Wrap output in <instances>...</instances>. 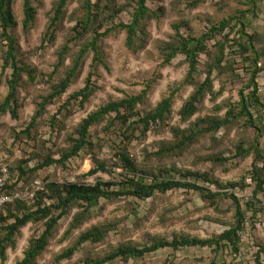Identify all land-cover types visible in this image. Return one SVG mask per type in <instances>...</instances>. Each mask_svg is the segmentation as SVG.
<instances>
[{
	"label": "rangeland",
	"instance_id": "rangeland-1",
	"mask_svg": "<svg viewBox=\"0 0 264 264\" xmlns=\"http://www.w3.org/2000/svg\"><path fill=\"white\" fill-rule=\"evenodd\" d=\"M12 1L13 15L18 24L11 30L18 44L17 58L33 71L36 79L31 82L26 74L21 79L18 89V119H12L9 114L0 118V153L11 168L16 170L21 161L24 162V169L33 168L48 152L52 158L58 159L68 150L69 138H77L76 130L85 117L110 101H120L140 94L150 82L146 104L140 107L141 112L154 109L163 98L172 92L175 93L168 121L153 126L141 141L133 139L127 144V152L136 165V173L123 169L115 157L118 148L126 141L122 144L119 123L114 120L115 114H111L99 125L89 129V140L94 145L92 149L82 150L77 157L71 158L64 165H52L38 171L39 178L42 181L49 178L47 182L59 184L70 182L93 185L98 180L113 182L116 185L111 189L115 191L121 189L120 182L125 177L135 176L144 183L171 179L196 185L211 193L227 196L233 194L240 202L244 212V226L239 233L238 251L228 245L222 247L218 253L207 247H186L178 250L165 248L146 254L142 258L127 261L116 259L106 264H258L256 255L259 249L262 250L259 253V262L264 264V189L253 198L254 184L249 175L253 154L241 159L236 150V146L241 142L244 144L243 148H249L257 137L260 148L264 150V130L259 134L258 129L245 127L239 120L233 125L221 128L213 139L209 136H199L196 142L181 154H173L164 159L153 156L162 146L173 142V128L187 130L205 118L223 120L227 110H238L239 90L245 86L252 69L251 62L244 63L240 53L232 52L236 48L227 47L224 51V62L232 61L234 71L222 76L214 71L211 76L212 92L206 96L203 104L198 105L199 111L193 117L187 122H181L179 110L194 92V87L184 82L188 64L183 55H177L169 65H163L161 54L163 46L175 37V25L179 26V34L182 36L191 34L193 37H200L210 26L217 25L221 20L233 18L231 27L237 18L242 19L246 24L245 32L250 36L255 35L257 40L254 50L259 56L257 66L261 71L257 75L256 83L258 95L264 103V0H255L254 6L247 3L250 0H203L193 9L187 6V3L193 0H149L148 8L156 12L158 17L147 24L144 47L136 53L129 51L125 45V33L121 31H115L103 39L101 50L106 67L99 66L93 70V54L88 53L85 56L83 66L66 93L60 99L47 104L44 114L37 120L39 126L36 143L33 134H30L32 138H28L19 132L27 127L39 109V104L50 94L52 86L64 76V71L71 66L80 47L85 44L84 38L70 40L75 24L72 17L81 14L79 7L82 0L69 2L66 16L58 23L56 38L51 43L47 42L45 34L57 0H35L37 16L27 34H24L21 28L23 0ZM116 2L123 6V9L115 23H129L134 12V2ZM230 27L208 43L209 51L214 50L212 45L221 40ZM237 31V28L231 31L228 40H237ZM65 42L69 43L71 50L64 65L55 69L58 52ZM208 62L207 55L198 57L196 82L204 80ZM1 66L0 54V103L7 92L5 74H9L6 71L2 75ZM90 72L94 92L88 102L83 107L75 101L66 105L69 96L85 86ZM258 112L259 110L252 111L257 120ZM260 114L261 120L257 125L258 128H264V110L260 111ZM53 117L54 120H51ZM52 121L58 125H52ZM108 123L113 124L106 128ZM138 134L136 132V135ZM91 154H96L98 160L108 165L113 174L98 173L84 177L88 172L86 161H89ZM150 156L153 157L149 158ZM217 156L226 161L221 164L214 162L213 159ZM258 166L264 170L261 163H258ZM14 174H17V171ZM242 178L243 188L228 186L230 183H240ZM215 202L216 204L212 205L201 192L188 188L174 189L164 194L155 192L145 200L131 196H121L111 201L100 199L98 204L90 209L91 217L69 235H65L79 211L74 209L68 212L59 221L49 245L36 259L35 264H85L86 260L100 259L122 245L140 248L156 239L171 240L181 236L207 239L218 236L234 225L235 210L230 199L219 197ZM247 203L250 205L247 206ZM93 227L107 230L101 242H86L70 259L55 262L58 255L74 245L80 234ZM42 229L41 223L28 224L23 228L15 237V248L7 251L6 261L2 264H15L21 260L30 239L37 237Z\"/></svg>",
	"mask_w": 264,
	"mask_h": 264
},
{
	"label": "trees",
	"instance_id": "trees-1",
	"mask_svg": "<svg viewBox=\"0 0 264 264\" xmlns=\"http://www.w3.org/2000/svg\"><path fill=\"white\" fill-rule=\"evenodd\" d=\"M70 1L71 0H57L54 4L52 8L53 17L50 18V24L45 34V37L48 38L47 42L51 43L55 40L58 31V23L66 16V7ZM130 1L134 2L135 6L131 20L127 24L123 22L115 23V19L123 9V6H119L116 0L81 1L79 7L81 14L72 17L75 24L72 30L73 36L70 40H82L84 38V40H86L85 44L80 47L71 66L64 71V76L52 86L50 94L39 104V109L32 116L27 127L19 132L20 135L32 138L30 134H33L34 143H36L39 126L37 120L44 114L47 104H51L53 101L60 99L66 93L69 86L76 78L79 69H81L80 67L83 66L85 56L88 53L93 54V70H96L99 66L106 67L103 60L101 43L103 39L110 34L115 31L124 32L126 48L132 53H136L144 47L147 37V24L152 19L157 18L158 15L148 8L147 2L149 0ZM202 1L203 0L189 1L187 6L189 9H193ZM254 1L255 0H250L247 3L254 6ZM12 4V0H0L1 73L4 75L6 71L9 72V74H5L7 92L3 101L0 103V118L9 114L12 119L17 120V111L19 109L18 89L21 79L23 75L26 74L27 78L31 82H34L36 76L33 74L32 70H29V68L17 58L18 44L15 37L11 34V30L17 27L18 24L13 15ZM37 10L38 8L35 4V0H23L21 28L24 34H27L32 28L37 16ZM160 11H162V8ZM232 21L233 18L221 20L217 25L210 26L206 33L202 34L200 37H193L191 34L182 36L179 34V26L175 25V37L163 46L161 54L163 57V65H169L177 55H183L188 64V72L184 82L187 85H192L194 87V92L184 102L178 113L181 122H187L199 111L198 105L203 104L206 96L212 92L213 80L211 76L213 72L216 71L217 75L222 76L234 71L232 61L228 60L224 62V51L227 47L229 49L236 48L235 51H232L234 54L240 53L244 63H252V69L249 73L248 80L245 86L239 90L238 110H235L236 112L233 109L227 110L223 120L210 117L205 118L193 124V126L187 130L173 128V142L168 143L166 146H162L159 152L153 155L155 158L164 159V157L172 156L173 154H181L191 147L199 136H209L213 139L221 128L227 125H233L239 122V120L243 122L245 127H255L260 132L259 134H262L264 128H258L257 125V122L261 120L260 111L264 110V103L258 95L256 83L257 75L261 71L257 66L259 56L254 50L257 40H255V35L250 36L245 32L246 24L242 19L237 18V21L230 27ZM106 24H110V26L107 27ZM227 27H230L229 32L224 35L221 40L216 41L214 45H212L214 50L209 51L207 47L208 43L213 41V39L221 34ZM235 28L238 30V39L231 42V40H228V37L230 32ZM45 41L46 40H44V42ZM70 50L68 42H65L61 46L58 52V61L55 69L64 65ZM202 54L209 57V62L205 67L204 80L202 82H196L195 74L197 72L198 57ZM91 77L92 73L90 72L86 78L85 86L78 92L70 95L66 101V105H69L71 101H75L83 107V105L88 102L94 92ZM150 84V82L147 83L140 94L126 97L120 101H110L85 117L76 130L77 138H69L70 146L68 150L62 153L58 159L52 158L50 152H48L47 155L44 156V159L40 160L35 167L24 169L22 166L24 162L21 161L17 169L14 170L7 163V160L2 158L0 153V159H3L8 175L11 178L10 183L6 185L7 191H16L24 194L25 192L33 191L37 184L41 186V189L34 192L32 199L27 201L16 199L12 203H6L0 208L1 264L6 261L7 251L15 248V237L19 235L21 230L28 224L37 225L41 223L43 229L37 237L30 239L28 247L23 252L22 259L15 264H35L36 259L49 245L50 240L58 228L59 221L71 210L77 209L79 212L74 216L65 235H69L72 230L81 226L91 217L89 211L98 204L100 199L111 201L121 196H131L138 200H145L152 197L155 192L164 194L168 191L180 188H188L189 190L192 189L201 192V195L205 199L210 200L212 205L216 204L215 199L219 197L230 199L231 205L235 210L234 225L218 236L207 239L181 236L174 237L171 240L156 239L151 244L140 248L122 245L100 259L86 260L85 264H106L116 259L127 261L129 259L142 258L146 254L165 248L178 250L186 247H207L211 248L215 253H218L222 247L230 246L234 251H238L239 233L243 230L244 226V212L238 198L233 194L227 196L225 194L211 193L196 185L171 179L144 183L140 179L135 178V176L125 177L120 182L121 189L118 191L111 189L113 185H116L113 184V182H102L98 180L93 185L70 182L59 184L58 182H47L49 178H45L43 181L39 178L38 171L52 165H64V163L71 158L77 157L82 150L87 148L92 149L94 145L93 142L89 140V129L94 125H99L111 114H115L114 120H117L119 123L122 144L126 141L123 146L118 148L115 157L118 159L123 169L128 172L136 173V165L129 157L127 144L133 139L141 141L146 137L147 133L151 131L153 126L168 121L175 93L172 92L170 95L163 98L154 109L148 112H141L140 107L146 104L145 99ZM253 110H259L258 120L253 117ZM51 120H54V117ZM51 124L54 126L58 125L57 123L54 124L53 121ZM112 124L113 123H108L106 128H109ZM136 132L139 134L136 135ZM257 139L258 137L254 139L247 149L243 148L244 144L242 142L236 146L237 155L241 159H244L249 154H253V164L249 172L250 180L254 184L252 191L253 198L264 189V170L258 166V163L264 166V150L260 148ZM33 157H36V155H33ZM213 161L221 164L226 160L217 156ZM86 162H88V172L84 177L95 176L98 173L113 174L111 168L104 162L99 161L96 154H91L89 161ZM16 171L17 174H14ZM228 186L231 188H243V178L240 183H230ZM249 205L250 204L247 203V206ZM106 234L107 230L101 227H93L80 234L74 245L58 255L55 262L59 263L63 259H70L76 250L86 242H101ZM261 251L262 250L259 249L258 252L261 253ZM259 253L256 255L258 264H260Z\"/></svg>",
	"mask_w": 264,
	"mask_h": 264
},
{
	"label": "built area",
	"instance_id": "built-area-1",
	"mask_svg": "<svg viewBox=\"0 0 264 264\" xmlns=\"http://www.w3.org/2000/svg\"><path fill=\"white\" fill-rule=\"evenodd\" d=\"M11 178L8 175L7 169L4 165L3 159H0V208L6 203H12L14 200H30L33 198L34 192L41 189L40 184L34 187L33 191L25 192H9L6 189V185L10 183Z\"/></svg>",
	"mask_w": 264,
	"mask_h": 264
}]
</instances>
